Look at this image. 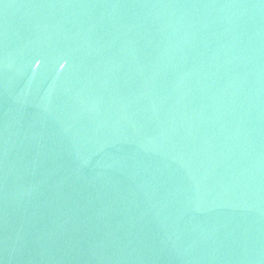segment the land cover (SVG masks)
<instances>
[{"label":"water","instance_id":"1","mask_svg":"<svg viewBox=\"0 0 264 264\" xmlns=\"http://www.w3.org/2000/svg\"><path fill=\"white\" fill-rule=\"evenodd\" d=\"M0 264H264V0H0Z\"/></svg>","mask_w":264,"mask_h":264}]
</instances>
